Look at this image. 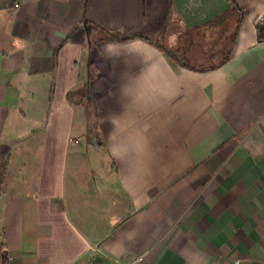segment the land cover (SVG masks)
Here are the masks:
<instances>
[{"label": "crops", "instance_id": "crops-1", "mask_svg": "<svg viewBox=\"0 0 264 264\" xmlns=\"http://www.w3.org/2000/svg\"><path fill=\"white\" fill-rule=\"evenodd\" d=\"M259 17L264 0H0V264H264ZM225 37L209 70L164 51L197 65Z\"/></svg>", "mask_w": 264, "mask_h": 264}, {"label": "trees", "instance_id": "trees-1", "mask_svg": "<svg viewBox=\"0 0 264 264\" xmlns=\"http://www.w3.org/2000/svg\"><path fill=\"white\" fill-rule=\"evenodd\" d=\"M240 23V17L237 20V24L239 25ZM237 25V26H238ZM234 35V34H233ZM113 39L116 41H126L129 39H133L136 37H141V36H136V35H127V36H123V35H119V34H113L112 35ZM143 39H145L144 37H141ZM260 38H263V34L260 33ZM234 39V37H233ZM232 37L229 39L228 41V46L229 43H231ZM164 51L180 66L189 68V69H193V70H198V71H204V70H209V69H213L218 67L219 65H221L222 63L226 62L229 57H230V50L228 47V50L225 52V54L222 56V58L219 61H216V57L214 55V53L211 52H206V56L204 58H201V60L199 61V63H197V65L192 64V62L190 61L189 56H186L185 53H183V51H181L180 47L177 48H172V49H164ZM221 53V52H220ZM211 63L210 66H204V64H206V62ZM92 135V133L90 134V136ZM2 264H8V258L6 253L3 254L2 256Z\"/></svg>", "mask_w": 264, "mask_h": 264}, {"label": "rangeland", "instance_id": "rangeland-1", "mask_svg": "<svg viewBox=\"0 0 264 264\" xmlns=\"http://www.w3.org/2000/svg\"><path fill=\"white\" fill-rule=\"evenodd\" d=\"M223 31V30H222ZM221 31V32H222ZM223 33V32H222ZM225 40H223L222 41V51H221V53H219L218 51H217V46L215 47V52H213L214 53V55H215V57H216V61H219L221 58H222V56L225 54V52L228 50V41H229V39H230V37H225L224 38ZM225 41H227L226 43L227 44H225ZM208 53V52H207ZM79 137H81V146L83 147V149L86 147V143H85V139H84V136H79ZM87 149L88 150H91V152H92V154H90V155H88V156H90V158L93 160L91 163H89V162H86V165H85V168L89 171V172H91L92 170L93 171H95L96 172V167H95V165L94 164H97V160H94L92 157H93V149H92V147L91 146H89V145H87ZM87 155H85V157H88ZM97 156V155H96Z\"/></svg>", "mask_w": 264, "mask_h": 264}, {"label": "built area", "instance_id": "built-area-1", "mask_svg": "<svg viewBox=\"0 0 264 264\" xmlns=\"http://www.w3.org/2000/svg\"><path fill=\"white\" fill-rule=\"evenodd\" d=\"M264 18L263 17H259L258 19H257V24H262L263 23V20Z\"/></svg>", "mask_w": 264, "mask_h": 264}, {"label": "water", "instance_id": "water-1", "mask_svg": "<svg viewBox=\"0 0 264 264\" xmlns=\"http://www.w3.org/2000/svg\"><path fill=\"white\" fill-rule=\"evenodd\" d=\"M91 143L95 146V136L91 138Z\"/></svg>", "mask_w": 264, "mask_h": 264}]
</instances>
